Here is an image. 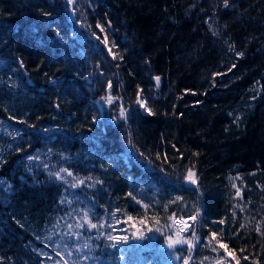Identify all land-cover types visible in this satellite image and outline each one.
<instances>
[{
  "label": "trees",
  "instance_id": "obj_1",
  "mask_svg": "<svg viewBox=\"0 0 264 264\" xmlns=\"http://www.w3.org/2000/svg\"><path fill=\"white\" fill-rule=\"evenodd\" d=\"M78 1L73 13L66 0H0V264H43L42 232L68 193L49 175L61 168L104 224L99 264H183L187 246L165 237L197 209L199 239L181 234L197 244L191 264L213 232L230 264H264V0ZM97 21L123 59L92 36L104 39ZM108 93L118 99L100 111ZM193 165L198 186L184 179Z\"/></svg>",
  "mask_w": 264,
  "mask_h": 264
},
{
  "label": "rangeland",
  "instance_id": "obj_2",
  "mask_svg": "<svg viewBox=\"0 0 264 264\" xmlns=\"http://www.w3.org/2000/svg\"><path fill=\"white\" fill-rule=\"evenodd\" d=\"M85 4L86 0H79L77 5L78 11L84 9ZM152 87H154L153 83ZM107 95H109V93ZM97 105L100 111L110 107L104 101H98ZM66 181L68 193L66 201L61 206L62 214L59 217H54L41 235L40 242L44 244L40 252L43 257V264H64L65 260L68 261V264H99L92 236H98V231H100V229L89 230L86 224L83 228H76L77 223L84 224L83 217L86 212L89 213V219L92 223H98L99 219L96 217L94 207L80 194L79 187L83 188V186L81 185L75 189L71 188L69 185L73 182V177H66ZM186 216L188 215L181 216L180 220L181 218L184 219ZM181 224L178 225L179 228H182ZM69 225H72L71 229H69ZM108 225L111 226L110 235L118 236L119 234L116 233L117 229L114 227L115 222L113 220L108 221ZM77 233H79V235H77ZM209 240L211 239H205L201 247L199 254L201 261L204 262V264H216V260L223 256L225 260L228 261V264H230L231 255L229 253L221 254L218 246L213 240L212 246L217 248L216 252L204 246ZM84 245H87V247H84ZM77 249H79V251H77ZM57 252L64 257V260L61 259V256L56 255ZM69 252L72 253L71 256L68 255ZM49 257H51V259H49ZM204 257H209L210 259L204 260Z\"/></svg>",
  "mask_w": 264,
  "mask_h": 264
},
{
  "label": "snow or ice",
  "instance_id": "obj_3",
  "mask_svg": "<svg viewBox=\"0 0 264 264\" xmlns=\"http://www.w3.org/2000/svg\"><path fill=\"white\" fill-rule=\"evenodd\" d=\"M223 2H224L225 7L229 6V0H223ZM66 3H67V6L69 8H72L73 13H75L74 5L76 4V0H66ZM43 15L45 17H50L52 15V12L51 11H45V12H43ZM95 27L98 28L101 33H106V31H107L106 28L99 21H97ZM107 27H108V29H110L111 28V24L109 23ZM213 35H216V33L213 32ZM57 36H59V33H57ZM92 36H94L97 40H99L100 43L104 44L105 48H107V50H108L109 55H111L114 60L117 59V57L119 56V53H113V48L117 47V45L115 43H112L111 46H109L107 35L104 36L103 40H101L100 36L97 35L95 32H92ZM229 50L230 51H234L235 55L237 57H241V56L244 55V53H242V52L235 51L234 46H232V45H229ZM119 58L123 59L122 56H119ZM20 67L21 68L24 67L23 63H21ZM117 67H118V65H117ZM232 67L234 68L235 64H233ZM229 71H231V68H229ZM154 79L157 82V86H159L161 78L159 76H157ZM112 87H113L112 81H109L108 82V89L111 90ZM136 95H137L136 103L139 105V107L144 109V111L147 112L148 115H153L154 113H153L152 109L147 107L146 101L141 97L140 92H137ZM253 98H255V97H253ZM116 99H118V97H113L110 93H109V95H107L105 97H101V100H103L109 106L113 105V103H114V101ZM57 107H58V105H57ZM127 112H128V110L123 105H121L120 109H119V118L120 119H127ZM116 118L117 117H113V119H116ZM238 119H239V117H237V120ZM21 123H23V121H21ZM29 126L32 127V125H29ZM45 131H47V129H45ZM129 143H131V141H129ZM173 147H175V145ZM193 155H197V153H193ZM28 159L31 160V159H33V157H28ZM45 167H47V165H45ZM194 167L195 166L193 165L192 167H189L187 169V174L184 176V179L190 185L198 186V176H197L196 172L194 171ZM161 171H163V169H161ZM62 173H65L67 177H73V173L71 171H69L68 169H65V168H61L59 171H56V172H50L49 175L50 176H54L57 181L67 182L66 181V176L62 175ZM83 184H84V180H75V178L73 177V182H71L69 186L71 188L75 189V188H78L79 186H81ZM232 187L236 189V196L240 197V195H241L240 189L237 188L235 183H233ZM129 196H131V193H129ZM132 199H135V197L133 196ZM177 199L180 200L182 198L181 197H177ZM173 202H175V201H173ZM137 203H140V201H137ZM144 207H147V205H144ZM165 207H167V206H165ZM235 207H239L241 212L244 211V207L243 206L234 205V208ZM199 216H200V210L199 209L196 210L195 214H190V219H191V221H193V225L188 224L187 221H184L182 218H181V220L176 221V223H182L184 225V227L178 229L175 232L174 235H166V237H165L167 245H168V248H170V249H174L178 245H180V246L186 245L187 246L188 255L185 256V257H182V258L178 257V258L183 260V264H191V261L193 259L192 252L197 247V244L194 243L193 240H189V239L183 238L181 236V233L186 232V231H191L193 237L198 240L199 238H197L196 232H195V229H194V222L197 220V218ZM235 216H236V212L233 211V217H235ZM129 219H131V217H129ZM169 219L171 220V219H173V217H169ZM83 220H84V224L77 223L76 224V228H78V229L79 228H83L85 224L87 225V228L89 230L97 229V228H103L104 227V224L102 222L101 223H92L91 220L89 219V213H87V212L84 214ZM219 223L223 224L224 221L221 220V221H219ZM68 227H69V229H71L72 225H69ZM168 227H171V226H168ZM240 227L244 228L245 225L241 224ZM149 231H152V230L150 229ZM157 231H159V229H157ZM256 231L257 232H261V228H260L259 223L257 224ZM261 234L264 235V233H261ZM77 235H79V233H77ZM100 235H104V233L101 232ZM137 238L138 239H142L144 237L143 236H138ZM108 239L115 240V238L110 236V235L108 236ZM212 240H216L217 243L219 244V247L225 249V252H228V245L224 244V243H220L219 240H217V233H215V232L211 233V240H209L208 243L205 244L204 246L205 247H209V248H211V251L216 252L217 248L212 246ZM126 241H127V238H124L123 241H117V243L126 242ZM111 246L115 247L116 244L114 243ZM84 247H87V245H84ZM77 251H79V249H77ZM241 251H243V250H241ZM229 254L232 255L233 258L235 259V254L234 253H229ZM56 255L57 256H61V254L59 252H57ZM68 255L71 256L72 253L69 252ZM85 258H87V257H85ZM242 258L244 260H248L249 259L248 256H243ZM49 259H51V257H49ZM61 259L64 260V257L61 256ZM209 259H210L209 257H204V260H209ZM41 264H42V262H41ZM64 264H68V261L65 260ZM201 264H203V262H201ZM216 264H228V261L225 260V258L223 256H221V257H219L216 260ZM236 264H240V260L239 259H236ZM254 264H256V262H254Z\"/></svg>",
  "mask_w": 264,
  "mask_h": 264
},
{
  "label": "water",
  "instance_id": "obj_4",
  "mask_svg": "<svg viewBox=\"0 0 264 264\" xmlns=\"http://www.w3.org/2000/svg\"><path fill=\"white\" fill-rule=\"evenodd\" d=\"M110 24H111V23H110ZM110 30H111L112 32H114V29H113L112 26H111ZM24 74H25V73H24ZM155 77H157V76H155ZM155 77L152 78V82H153V84H154V91H155L156 93H158V92L160 91L161 87H162L163 80H162V78L159 76L161 79H160L159 86H157V82H156V80L154 79Z\"/></svg>",
  "mask_w": 264,
  "mask_h": 264
}]
</instances>
